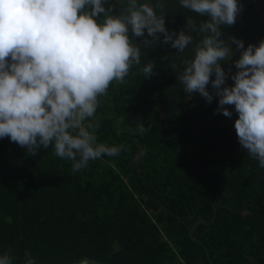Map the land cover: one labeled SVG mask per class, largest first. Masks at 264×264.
Returning a JSON list of instances; mask_svg holds the SVG:
<instances>
[{"label": "trees", "instance_id": "trees-1", "mask_svg": "<svg viewBox=\"0 0 264 264\" xmlns=\"http://www.w3.org/2000/svg\"><path fill=\"white\" fill-rule=\"evenodd\" d=\"M138 2L163 3L165 26L177 34L186 18L208 19L180 0ZM238 3L241 12L222 26V39L258 45L260 17L251 0ZM256 3L264 15V0ZM109 5L119 14L127 0ZM158 35L149 48L146 31L132 37L141 64L100 97L98 142L124 145L119 155L74 173L51 146L31 156L0 139V255L10 252L13 264H24L25 253L36 264H264V168L238 141L234 106H225L233 113L226 117L217 112L218 97L209 103L186 93L177 79L200 36L192 33L193 43L177 53ZM239 56L221 61L227 85ZM149 61L155 67L145 78L140 69ZM140 123L150 130L139 133Z\"/></svg>", "mask_w": 264, "mask_h": 264}, {"label": "clouds", "instance_id": "clouds-1", "mask_svg": "<svg viewBox=\"0 0 264 264\" xmlns=\"http://www.w3.org/2000/svg\"><path fill=\"white\" fill-rule=\"evenodd\" d=\"M106 2L0 0V139H10L31 156L51 146L55 156L71 161L74 173L90 160L119 155L124 145L98 142L97 108L110 85L123 84L141 64L132 37L146 31L152 39L143 45L149 48L163 34L164 44L183 53L196 33L194 54L182 61L177 79L186 93H199L209 103L218 97L217 112L226 117L233 113L225 106H234L238 141L264 168V40L245 48L235 37L222 39V26L234 25L241 12L238 0H180L181 7L208 19L197 24L186 18L178 34L165 26L163 3L127 0L124 10L113 14L114 6L106 9ZM234 51L240 56L230 75L234 83L227 85L229 73L221 61H229ZM154 67L149 61L140 70L148 78ZM137 130L143 134L150 126L140 123ZM25 256L24 264H36L29 253ZM0 264H13L10 252L0 255Z\"/></svg>", "mask_w": 264, "mask_h": 264}, {"label": "water", "instance_id": "water-1", "mask_svg": "<svg viewBox=\"0 0 264 264\" xmlns=\"http://www.w3.org/2000/svg\"><path fill=\"white\" fill-rule=\"evenodd\" d=\"M251 2H252L255 10L257 11V13H258V15L260 17L261 25H262V27L264 29V15H263L262 11L260 10V8L258 7V5L256 3V0H251Z\"/></svg>", "mask_w": 264, "mask_h": 264}, {"label": "rangeland", "instance_id": "rangeland-1", "mask_svg": "<svg viewBox=\"0 0 264 264\" xmlns=\"http://www.w3.org/2000/svg\"><path fill=\"white\" fill-rule=\"evenodd\" d=\"M148 111H149V109H148ZM82 263L83 264H95V263H93L92 261H90L88 259L82 260Z\"/></svg>", "mask_w": 264, "mask_h": 264}]
</instances>
